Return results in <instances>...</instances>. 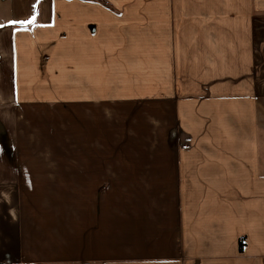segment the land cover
<instances>
[{
  "label": "crops",
  "instance_id": "obj_1",
  "mask_svg": "<svg viewBox=\"0 0 264 264\" xmlns=\"http://www.w3.org/2000/svg\"><path fill=\"white\" fill-rule=\"evenodd\" d=\"M36 1L23 15L0 11V264H264L253 129L264 106V0ZM60 68L88 91L76 107L151 103L172 114L138 163L140 186L162 185L169 171L172 200L140 196L120 234H98L94 216L75 209L70 228L60 195L27 189L15 106L60 84ZM130 68L151 81L129 80ZM124 91L129 100L118 99Z\"/></svg>",
  "mask_w": 264,
  "mask_h": 264
},
{
  "label": "rangeland",
  "instance_id": "obj_2",
  "mask_svg": "<svg viewBox=\"0 0 264 264\" xmlns=\"http://www.w3.org/2000/svg\"><path fill=\"white\" fill-rule=\"evenodd\" d=\"M10 4L19 16L28 10L30 0H0V11L7 14ZM145 35L151 36V28ZM130 70L135 73H129V80L140 76L151 81L150 74H136V70L142 71L140 69ZM53 85L58 88L50 90ZM73 86L77 87L74 77L60 68V84H49L48 90L34 89L32 102L26 100L29 96H22L15 106L20 162L26 178L32 180V183L27 181L28 185L32 184L27 189L34 195H60V217L67 219L68 227H76L74 211L78 210L81 219L88 213L94 216L98 234L111 232L114 236L122 233L124 218L136 213L140 196L141 199L145 196V200L150 199L147 196L172 200L174 188L169 186V171L165 172L166 177L160 178L166 180L162 185H138L140 175L142 178L138 166L140 152L142 148L158 144L154 132L158 127L165 128L164 121L170 123L172 114L168 108L163 113L154 109L151 103L76 107L74 103L87 99L88 91ZM96 93L97 99L110 95V91L97 90ZM119 94L118 99L132 97L129 91ZM159 114L162 115L161 126H158ZM253 126L258 147V174L264 175V106L257 107ZM253 156L248 155L246 162H251ZM74 164L81 165L82 170H74ZM89 167L93 170L89 171ZM46 177L55 180L52 183L56 186L45 185ZM129 231L136 232L135 223H129Z\"/></svg>",
  "mask_w": 264,
  "mask_h": 264
},
{
  "label": "trees",
  "instance_id": "obj_3",
  "mask_svg": "<svg viewBox=\"0 0 264 264\" xmlns=\"http://www.w3.org/2000/svg\"><path fill=\"white\" fill-rule=\"evenodd\" d=\"M245 246H246V244H245V238L242 237L238 241V248H239L240 253H242L244 251Z\"/></svg>",
  "mask_w": 264,
  "mask_h": 264
},
{
  "label": "snow or ice",
  "instance_id": "obj_4",
  "mask_svg": "<svg viewBox=\"0 0 264 264\" xmlns=\"http://www.w3.org/2000/svg\"><path fill=\"white\" fill-rule=\"evenodd\" d=\"M34 19V17H33ZM31 21H20L19 23H30ZM10 23H17L16 21H10Z\"/></svg>",
  "mask_w": 264,
  "mask_h": 264
}]
</instances>
